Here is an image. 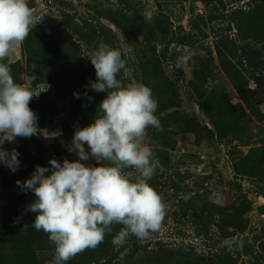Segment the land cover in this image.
Wrapping results in <instances>:
<instances>
[{
	"label": "rangeland",
	"instance_id": "obj_1",
	"mask_svg": "<svg viewBox=\"0 0 264 264\" xmlns=\"http://www.w3.org/2000/svg\"><path fill=\"white\" fill-rule=\"evenodd\" d=\"M245 2L27 0L40 21L0 62L18 84L50 85L29 107L41 134L57 135L37 133L3 145L19 153V168L12 172L0 163V264H50L54 256L47 234L32 225L35 213L26 211L34 193L16 181L37 165L50 174V159H78L74 132L94 120L107 95L89 86L96 76L88 56L101 43L126 61L131 75L122 70V84L143 83L158 101L162 130L150 127L145 141L156 164L148 183L167 210L133 261H95L122 227L114 225L98 247L66 264H264V17L247 15ZM185 50L195 55L178 69ZM126 171L136 178L135 170Z\"/></svg>",
	"mask_w": 264,
	"mask_h": 264
},
{
	"label": "clouds",
	"instance_id": "obj_2",
	"mask_svg": "<svg viewBox=\"0 0 264 264\" xmlns=\"http://www.w3.org/2000/svg\"><path fill=\"white\" fill-rule=\"evenodd\" d=\"M39 21L27 0H0V61ZM193 55L185 50L175 67L182 69ZM88 57L96 76L89 86L107 95L100 101L94 120L74 132L71 145L78 159L62 163L50 159V174H45L49 168L37 165L29 178L16 181L21 191L35 195L26 211L35 213L33 227L46 233L55 246L50 264H66L81 252L95 249L114 225L122 226L112 238L115 248L124 247L132 236L144 241L160 229L167 210L162 195L148 183L156 164L145 141L150 127L162 130L155 115L158 101L143 83L125 86L117 78L122 70L131 75L118 49L101 43ZM49 87L46 83L33 89L16 83L8 64L0 62V163L12 172L19 168V153L3 145L17 137L41 134L37 114L29 104ZM74 96L79 98L78 93ZM89 159L96 165L81 162ZM127 169L135 170V179ZM127 251L125 248L119 259L123 260Z\"/></svg>",
	"mask_w": 264,
	"mask_h": 264
},
{
	"label": "trees",
	"instance_id": "obj_3",
	"mask_svg": "<svg viewBox=\"0 0 264 264\" xmlns=\"http://www.w3.org/2000/svg\"><path fill=\"white\" fill-rule=\"evenodd\" d=\"M245 4L247 7V10H246L247 15H256L259 18L264 17V0H246ZM236 25H237L238 30H243L242 29V27H243L242 23L236 22ZM221 45H222V43H220L216 46V51H217V54L219 56L221 55V48H220ZM223 47L230 53L233 50L236 51V49H237L233 44H226L225 46L223 45ZM221 64H222V62H221ZM30 81H32V83H35L34 80H31V78H30ZM255 116L258 117L257 114H255ZM37 127H39V125H37ZM118 231H119V229L116 231V233ZM139 243H142V242L140 240H138L135 236H132L128 239V241L124 247L117 249L113 246L112 241H111V243L106 244L99 249V251L97 252V254L95 256V261L98 262V261H101L104 259L114 258L117 263L131 262L134 260V258H136V255H137L136 251L138 250V247H141V244H139ZM255 243H257V242H255ZM254 246H255V248L260 247L259 243H258V245H254ZM125 248L128 249V251H127V254L125 255L124 259L121 260V259H119L120 253L124 252ZM155 249L161 250V246L156 244ZM150 250H154V249L150 248Z\"/></svg>",
	"mask_w": 264,
	"mask_h": 264
}]
</instances>
